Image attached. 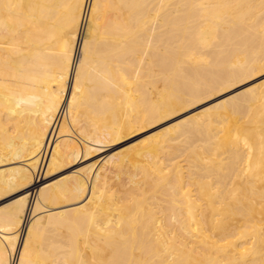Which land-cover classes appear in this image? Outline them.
<instances>
[{"label":"bare ground","instance_id":"1","mask_svg":"<svg viewBox=\"0 0 264 264\" xmlns=\"http://www.w3.org/2000/svg\"><path fill=\"white\" fill-rule=\"evenodd\" d=\"M263 66L264 0H0V264H264V83L89 162Z\"/></svg>","mask_w":264,"mask_h":264},{"label":"rangeland","instance_id":"2","mask_svg":"<svg viewBox=\"0 0 264 264\" xmlns=\"http://www.w3.org/2000/svg\"><path fill=\"white\" fill-rule=\"evenodd\" d=\"M72 81L73 79H70V89ZM260 83H264V66L253 70L246 76L241 77L231 83L223 84L215 90L207 91L201 94V96L197 99L187 102L184 106L177 108L170 114L164 116L161 120L154 121L151 124L147 125L143 124L139 128H133L132 130L124 132L122 135L116 137V139H105L103 137L102 143L98 144V146L102 147V149L100 150V152L98 151L99 153L97 152L98 154L94 153L89 162H97L95 168H98L100 166L105 167L106 172H112L109 176L113 178L115 173L117 172V169H112V165L110 166V164L108 165L105 163L107 158H111V160L113 161H120L123 157H129L130 164L134 166L140 160V158L137 157V154L142 150L143 146L159 140L160 138L155 137V135L161 132L163 129L169 127L174 123L185 120L191 115L200 114L204 111H207L216 103L228 99L232 96L239 95L245 89L249 87L251 88L252 86H257ZM263 89L264 87L261 90ZM106 137H108V135ZM67 167L68 166H65L61 169L55 170L50 173L49 176L47 174L46 181L54 182L62 176L68 175L73 168ZM77 167H81V165ZM130 167L131 166H129L128 169ZM42 175L45 176L44 173ZM113 181L114 179H112V182ZM116 187L114 189H116ZM8 199L9 197L1 199L0 207L5 205L9 201ZM21 234L23 237L24 232H22Z\"/></svg>","mask_w":264,"mask_h":264}]
</instances>
